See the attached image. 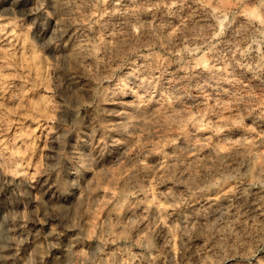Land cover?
Instances as JSON below:
<instances>
[{"label":"clouds","instance_id":"obj_1","mask_svg":"<svg viewBox=\"0 0 264 264\" xmlns=\"http://www.w3.org/2000/svg\"><path fill=\"white\" fill-rule=\"evenodd\" d=\"M0 264H264V0H0Z\"/></svg>","mask_w":264,"mask_h":264}]
</instances>
